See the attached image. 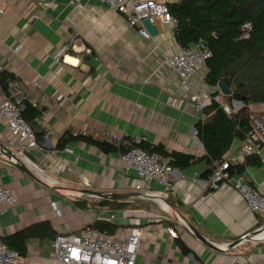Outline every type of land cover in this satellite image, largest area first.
Returning a JSON list of instances; mask_svg holds the SVG:
<instances>
[{
  "label": "crops",
  "instance_id": "obj_1",
  "mask_svg": "<svg viewBox=\"0 0 264 264\" xmlns=\"http://www.w3.org/2000/svg\"><path fill=\"white\" fill-rule=\"evenodd\" d=\"M155 1L169 5L177 0ZM155 25L156 42L141 37L122 15L97 0H0V104L12 91L23 90L27 101L44 109L31 120L39 147L23 154L0 123V144L10 146L18 159L11 162L0 154V185L18 198L13 209L0 215V243L35 225L50 224L45 238L28 240L23 264H58L51 258L59 234L81 235L91 229L125 239L132 228L143 230L136 264H264V238L250 239L264 229V217L253 214L229 184L214 190L213 173L204 177L210 169L207 161L175 169L167 194L151 184L149 189L165 194L167 202L130 197L114 201L125 204L114 210L100 206L106 199L83 191L137 193L138 178L122 171L121 154H105L84 142L58 149L70 132L116 145L144 140L197 160L206 156L197 137L204 114L192 95L197 93L208 106L218 89L206 81L194 91L182 86L164 63L166 54L182 49L176 24ZM65 45L71 50L56 60ZM5 76L10 77L8 93L1 81ZM221 102L228 106L224 98ZM244 143L236 141L225 160L245 164L247 159L240 158ZM259 157L262 165L246 167L240 176L264 195V147ZM52 202L58 203L61 217L52 212ZM192 228L217 249L197 239Z\"/></svg>",
  "mask_w": 264,
  "mask_h": 264
},
{
  "label": "trees",
  "instance_id": "obj_2",
  "mask_svg": "<svg viewBox=\"0 0 264 264\" xmlns=\"http://www.w3.org/2000/svg\"><path fill=\"white\" fill-rule=\"evenodd\" d=\"M176 24L175 37L183 49H193L205 44L212 57L207 61L206 83L218 89L224 82L232 91V96L223 97L219 91L212 94L211 102L204 111L206 120L197 124V137L205 148L206 156L198 159L177 152L168 153L161 146H153L144 140H125L118 145L94 138L87 134L64 135L58 149H64L71 143L84 142L97 147L105 154H124L139 148L149 154L168 160L174 169L190 168L201 160L207 161L209 168L204 177L210 178L216 165L226 162L225 157L236 141L246 142L252 131L251 120L254 116L251 107H264V0H177L167 5ZM251 24L249 38L246 39L244 26ZM2 77L6 93L8 79ZM233 109L234 102L242 103V108L228 114L221 102ZM23 117L32 126L31 120L40 117L44 109H38L24 100ZM259 114L264 115V112ZM33 127V126H32ZM37 135V134H36ZM262 160L257 155L247 158L245 164L232 165L231 175H242L246 167H260ZM100 206L112 205L114 210H121L125 204L101 200ZM81 205V204H80ZM106 227H102L104 231ZM50 224H40L29 228L4 241V244L24 258L27 254V242L32 238H45ZM186 254L188 251L185 250Z\"/></svg>",
  "mask_w": 264,
  "mask_h": 264
},
{
  "label": "built area",
  "instance_id": "obj_3",
  "mask_svg": "<svg viewBox=\"0 0 264 264\" xmlns=\"http://www.w3.org/2000/svg\"><path fill=\"white\" fill-rule=\"evenodd\" d=\"M97 1L122 15L130 27L138 30L140 36L148 41L156 42V39L144 27L145 20H150L153 25L157 21L166 25L175 24L168 6L155 0ZM244 29L246 30L244 37L248 39L251 24H246ZM200 48L201 46L193 49L182 48L177 54L165 55V66L180 79L182 86L190 91H194L198 83L205 84L206 76L203 74V69L212 57L208 49L201 51ZM70 50L69 45L63 46L56 55V60L59 61ZM27 98L28 96L23 90H14L0 104V123L6 124L8 131L16 139L21 154L39 147L35 130L22 115L23 103ZM61 98L60 96L59 100ZM192 100L198 111L204 113L207 107L206 102L197 93H193ZM241 108L242 103L240 102H234L233 109L224 106L228 114ZM251 110L254 112L251 120L252 131L240 152L242 160L251 155L261 156L264 147V115L259 114L256 107H251ZM202 120H206L204 115H202ZM66 152L73 154L71 149H66ZM120 159L121 169L125 174L131 172L136 174L139 182L134 186V190L137 193H145L151 199L166 196L149 189L152 183L159 184L164 188V193H169L175 169L170 166L168 160L139 148L121 154ZM10 161L15 162V159L11 158ZM231 166L230 160L216 165L211 179V187L214 190H219L222 185L229 184L244 199L253 214L264 217V195L256 187L246 182L242 176L231 175L228 172ZM17 203L16 194L11 189L0 185V215L13 209ZM51 209L57 217L63 215L57 202L51 203ZM259 231L264 233L263 228ZM142 235L143 230L140 228L130 229L125 239H118L107 232L102 233L91 229H87L81 235L59 234L53 244L51 260L58 264H136ZM172 237L176 238L177 234H172ZM256 238L258 239V236ZM0 264H23V259L5 244L0 243ZM243 264H248V262L243 260Z\"/></svg>",
  "mask_w": 264,
  "mask_h": 264
},
{
  "label": "water",
  "instance_id": "obj_4",
  "mask_svg": "<svg viewBox=\"0 0 264 264\" xmlns=\"http://www.w3.org/2000/svg\"><path fill=\"white\" fill-rule=\"evenodd\" d=\"M143 25L152 37L155 38L158 36L157 27H156V25H153L150 22V20H145L143 22ZM205 49H207V46L205 44H202L200 50L204 51ZM218 91L224 97L232 96V91L227 87V85L224 82H221L219 84ZM0 154L4 157H8L9 159L14 158L16 161L18 160L16 155L11 151L10 146H7V145L0 144ZM22 169L24 172L31 174L27 168L22 167ZM31 176H32V174H31ZM83 193L87 194L89 196L97 197L98 199H106V200H112V201H122V200L128 199L130 197H142L145 199H150L146 196L145 193H133L132 195H120V194H108L107 195L104 193H97V192L88 191V190L83 191ZM154 199L167 202L164 198H160V197H156ZM192 231H193L194 235L197 237V239H199L202 243H204L205 245H207L211 248L217 249L216 247L213 246V244L206 241V239L196 229L192 228ZM260 233H261V231H257L254 234V237H250V239L259 240L256 237L258 235H260ZM241 242L242 241L239 240L233 246H238V244H240Z\"/></svg>",
  "mask_w": 264,
  "mask_h": 264
},
{
  "label": "rangeland",
  "instance_id": "obj_5",
  "mask_svg": "<svg viewBox=\"0 0 264 264\" xmlns=\"http://www.w3.org/2000/svg\"><path fill=\"white\" fill-rule=\"evenodd\" d=\"M224 105H225V104H224ZM230 108H231V107H230ZM233 108H234V106H233ZM231 109H232V108H231ZM258 111H260V112H264V107L259 108Z\"/></svg>",
  "mask_w": 264,
  "mask_h": 264
},
{
  "label": "bare ground",
  "instance_id": "obj_6",
  "mask_svg": "<svg viewBox=\"0 0 264 264\" xmlns=\"http://www.w3.org/2000/svg\"><path fill=\"white\" fill-rule=\"evenodd\" d=\"M167 209V208H166ZM259 238H264V233H261L260 235H258V239Z\"/></svg>",
  "mask_w": 264,
  "mask_h": 264
}]
</instances>
